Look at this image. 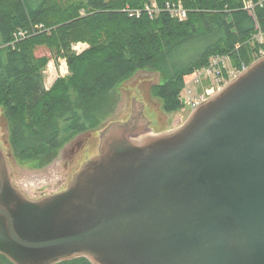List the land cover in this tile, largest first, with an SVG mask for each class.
Here are the masks:
<instances>
[{
    "label": "water",
    "instance_id": "water-1",
    "mask_svg": "<svg viewBox=\"0 0 264 264\" xmlns=\"http://www.w3.org/2000/svg\"><path fill=\"white\" fill-rule=\"evenodd\" d=\"M101 131L67 187L30 199L0 148V254L13 264H264V56L169 132Z\"/></svg>",
    "mask_w": 264,
    "mask_h": 264
},
{
    "label": "trees",
    "instance_id": "trees-1",
    "mask_svg": "<svg viewBox=\"0 0 264 264\" xmlns=\"http://www.w3.org/2000/svg\"><path fill=\"white\" fill-rule=\"evenodd\" d=\"M177 3L184 20L165 9ZM258 32L264 35V0H0V109L10 149L17 159L42 161L96 129L106 96L142 70L160 74L151 94L164 112H177L186 79L211 57L229 56L235 68L257 59L264 51ZM75 43L87 48L77 54ZM182 45L194 46L193 56L171 64ZM39 46L64 58L68 70L49 89L42 74L48 59L34 53ZM0 264L13 263L0 254Z\"/></svg>",
    "mask_w": 264,
    "mask_h": 264
},
{
    "label": "rangeland",
    "instance_id": "rangeland-1",
    "mask_svg": "<svg viewBox=\"0 0 264 264\" xmlns=\"http://www.w3.org/2000/svg\"><path fill=\"white\" fill-rule=\"evenodd\" d=\"M188 47L189 45H182L180 51L173 57L171 64L186 62L191 58L195 48L192 46L194 51L192 49L185 51ZM34 53L37 57L44 56L48 59V63L43 68L45 84H49L48 77L51 82L56 77L68 75L64 58H58L59 60L57 59L54 63L45 46L36 47ZM160 81V74L152 70L138 71L135 75L122 81L106 96L104 105L98 110L101 119L100 125L92 131L78 134L62 148L49 155L48 159L45 158L42 161H23L14 157L9 145V127L4 119L3 111L0 109V148L7 156L13 183L30 199H37L64 190L74 173L87 160L97 154L100 132L106 128L107 124L114 120L127 122L132 117L133 97L135 102L142 106L141 117L148 123L149 134L169 132L181 125L187 119L190 111L188 112L187 107H183L177 112H164L160 100L154 97L150 91L151 86ZM207 81L203 79L201 83H196L192 73L186 79L185 87L181 91V100L197 96L199 91L206 87L204 83Z\"/></svg>",
    "mask_w": 264,
    "mask_h": 264
},
{
    "label": "built area",
    "instance_id": "built-area-1",
    "mask_svg": "<svg viewBox=\"0 0 264 264\" xmlns=\"http://www.w3.org/2000/svg\"><path fill=\"white\" fill-rule=\"evenodd\" d=\"M246 8H251V4L246 3ZM165 9L172 17L178 18L179 20H184L186 18V10L183 9L180 3L167 4L165 6ZM155 11L156 10H151V8H148L149 14ZM34 29L40 30L42 29V26L36 25L34 26ZM26 33L28 32H18L17 38L24 37ZM255 39H257L260 43H263L264 35L258 32V34L255 36ZM86 46L87 45L85 43H75L72 44L71 49L78 54L85 50ZM259 56H264V51H260ZM246 67L247 66L244 64H241L240 68L233 67L231 65L229 56L211 57L205 66L199 67L193 72L194 81L196 83H201L203 79L208 80L207 83H204L206 87L203 88L202 91H199L200 93L194 98L188 97L187 99L183 100L182 102L184 108L187 107L188 112L192 111L198 104L204 102L205 100L219 92L229 80L234 78L239 72L245 70Z\"/></svg>",
    "mask_w": 264,
    "mask_h": 264
},
{
    "label": "crops",
    "instance_id": "crops-1",
    "mask_svg": "<svg viewBox=\"0 0 264 264\" xmlns=\"http://www.w3.org/2000/svg\"><path fill=\"white\" fill-rule=\"evenodd\" d=\"M49 55H50V52H49ZM50 59H51L54 63H56V61H57V60H55L54 57H51V56H50ZM51 60H50V61H51ZM58 60H59V59H58ZM231 65H232V64H231ZM55 66H57V65L55 64ZM49 70H50V69H49ZM42 74H43V71H42ZM57 78H58V77L52 79L51 82H49L50 77H48V78H47V82H48L49 84L47 85V84H45L44 76H43V82H44L45 89H49L50 86L53 84V82H54Z\"/></svg>",
    "mask_w": 264,
    "mask_h": 264
},
{
    "label": "flooded vegetation",
    "instance_id": "flooded-vegetation-1",
    "mask_svg": "<svg viewBox=\"0 0 264 264\" xmlns=\"http://www.w3.org/2000/svg\"><path fill=\"white\" fill-rule=\"evenodd\" d=\"M129 119V118H128ZM128 121V120H127ZM148 127V126H147ZM149 128V127H148Z\"/></svg>",
    "mask_w": 264,
    "mask_h": 264
}]
</instances>
